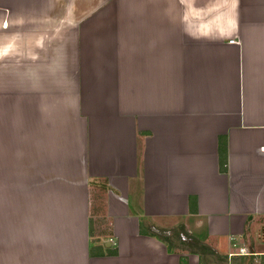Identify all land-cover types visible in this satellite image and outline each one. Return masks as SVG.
<instances>
[{"label":"crops","instance_id":"1","mask_svg":"<svg viewBox=\"0 0 264 264\" xmlns=\"http://www.w3.org/2000/svg\"><path fill=\"white\" fill-rule=\"evenodd\" d=\"M94 27L0 0V264H264V0Z\"/></svg>","mask_w":264,"mask_h":264},{"label":"rangeland","instance_id":"2","mask_svg":"<svg viewBox=\"0 0 264 264\" xmlns=\"http://www.w3.org/2000/svg\"><path fill=\"white\" fill-rule=\"evenodd\" d=\"M25 4L41 8L42 35L73 37L74 40L97 35L93 34L96 31L94 26L99 22L149 20V0H25ZM103 189L102 184H99L92 196V219L96 230L91 239L93 241L97 240V235L101 240L113 239L110 237L109 223L101 215L104 207ZM161 233L159 235L165 236V232ZM188 237L185 238L190 242ZM173 243L177 244L175 240ZM254 261L252 259L251 263L256 264Z\"/></svg>","mask_w":264,"mask_h":264},{"label":"trees","instance_id":"3","mask_svg":"<svg viewBox=\"0 0 264 264\" xmlns=\"http://www.w3.org/2000/svg\"><path fill=\"white\" fill-rule=\"evenodd\" d=\"M223 165H224V166H223L222 168H223V169H225L226 161H224V162H223ZM91 222H92V221H91ZM91 233H92V232H91ZM91 235H93V236H94V234H93V233H92ZM202 247H204V246H201V248H202ZM203 249H204V248H203ZM198 253H199V252H198ZM201 254H202V252H201Z\"/></svg>","mask_w":264,"mask_h":264},{"label":"water","instance_id":"4","mask_svg":"<svg viewBox=\"0 0 264 264\" xmlns=\"http://www.w3.org/2000/svg\"><path fill=\"white\" fill-rule=\"evenodd\" d=\"M106 245H110V242H107Z\"/></svg>","mask_w":264,"mask_h":264},{"label":"built area","instance_id":"5","mask_svg":"<svg viewBox=\"0 0 264 264\" xmlns=\"http://www.w3.org/2000/svg\"><path fill=\"white\" fill-rule=\"evenodd\" d=\"M241 249H243V248H241Z\"/></svg>","mask_w":264,"mask_h":264}]
</instances>
